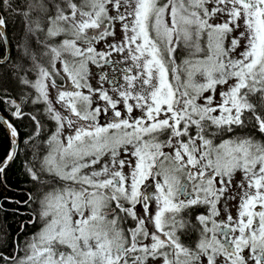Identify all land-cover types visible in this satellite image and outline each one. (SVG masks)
I'll list each match as a JSON object with an SVG mask.
<instances>
[{
	"label": "snow or ice",
	"instance_id": "snow-or-ice-1",
	"mask_svg": "<svg viewBox=\"0 0 264 264\" xmlns=\"http://www.w3.org/2000/svg\"><path fill=\"white\" fill-rule=\"evenodd\" d=\"M5 11L22 35L0 15V73L35 90L7 101L11 117L43 148L15 201L36 231L4 264H264V0ZM0 129L2 181L21 149L14 121Z\"/></svg>",
	"mask_w": 264,
	"mask_h": 264
},
{
	"label": "trees",
	"instance_id": "trees-1",
	"mask_svg": "<svg viewBox=\"0 0 264 264\" xmlns=\"http://www.w3.org/2000/svg\"><path fill=\"white\" fill-rule=\"evenodd\" d=\"M22 2L23 0H12L13 7H17ZM0 15H4L8 21L7 31L10 40L13 36L22 35V19L20 17L7 11L0 13ZM16 42L13 41V44ZM20 75H23V73ZM34 76L35 74H33V78ZM28 93L34 96L35 90L21 84L10 73H0V113L6 116L7 119L14 121L18 127L21 149L17 159L7 168L3 180L0 181V237H7V243L0 242V251H3L5 255L12 254V241L14 239L18 237L21 245H23L25 240L31 237L32 232L36 231L35 226H30L24 231L21 230L20 226L31 219V209L23 203L18 204L15 201L27 199V192L31 189V182L25 174V166L27 161L33 159L34 153H40L43 145L38 140L25 144L28 136L34 133V125L27 118L16 120L14 117H11L12 109L7 102L10 99H17L19 102V98L23 94ZM24 111H35V108L29 104ZM46 134H49L47 128L42 137H46ZM7 148L8 143L5 139L4 131L0 129V154H3ZM0 264H4V262L0 260Z\"/></svg>",
	"mask_w": 264,
	"mask_h": 264
},
{
	"label": "water",
	"instance_id": "water-1",
	"mask_svg": "<svg viewBox=\"0 0 264 264\" xmlns=\"http://www.w3.org/2000/svg\"><path fill=\"white\" fill-rule=\"evenodd\" d=\"M4 117L0 114V119H3Z\"/></svg>",
	"mask_w": 264,
	"mask_h": 264
},
{
	"label": "flooded vegetation",
	"instance_id": "flooded-vegetation-1",
	"mask_svg": "<svg viewBox=\"0 0 264 264\" xmlns=\"http://www.w3.org/2000/svg\"><path fill=\"white\" fill-rule=\"evenodd\" d=\"M54 95V94H53ZM30 238V237H29ZM25 242H27V240H25Z\"/></svg>",
	"mask_w": 264,
	"mask_h": 264
},
{
	"label": "rangeland",
	"instance_id": "rangeland-1",
	"mask_svg": "<svg viewBox=\"0 0 264 264\" xmlns=\"http://www.w3.org/2000/svg\"><path fill=\"white\" fill-rule=\"evenodd\" d=\"M95 83V82H94ZM54 94V93H53ZM97 167H99V166H97Z\"/></svg>",
	"mask_w": 264,
	"mask_h": 264
}]
</instances>
